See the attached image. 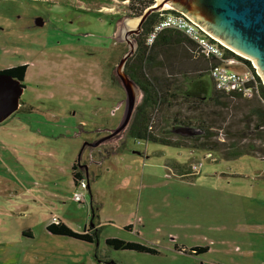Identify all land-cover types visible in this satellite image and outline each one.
I'll list each match as a JSON object with an SVG mask.
<instances>
[{
	"label": "rangeland",
	"instance_id": "1",
	"mask_svg": "<svg viewBox=\"0 0 264 264\" xmlns=\"http://www.w3.org/2000/svg\"><path fill=\"white\" fill-rule=\"evenodd\" d=\"M128 3L0 0V70L25 62L20 107L21 102L33 107L0 123V264H264L261 153L209 158L201 150L122 139L123 131L105 142L121 141L102 153L97 167L90 168L84 148L80 165L93 172L90 193L82 204L73 200L67 152L77 156L85 141L107 136L124 117L126 95L115 67L128 49L122 23L137 17ZM37 18L42 26L34 25ZM128 38L135 42L134 35ZM174 53L187 58L175 73L193 77L208 68L188 51ZM230 68L245 67L236 61ZM205 74L212 91L208 70ZM140 98L141 93L137 103ZM244 103L233 99L226 108L212 109L214 127L224 119L213 129L220 142H231L223 134L229 127L244 135ZM254 134L241 143L260 145ZM170 164L194 165L195 175L182 178ZM52 215L79 233L97 229L94 243L50 234L43 226ZM26 228L33 230L30 239L22 235ZM107 239L151 251L115 250ZM196 247L205 250L196 253Z\"/></svg>",
	"mask_w": 264,
	"mask_h": 264
},
{
	"label": "trees",
	"instance_id": "2",
	"mask_svg": "<svg viewBox=\"0 0 264 264\" xmlns=\"http://www.w3.org/2000/svg\"><path fill=\"white\" fill-rule=\"evenodd\" d=\"M128 8L131 9L130 15L139 16L142 12L152 6L155 0H128ZM139 3L136 8L133 4ZM174 13V11L166 9L161 12L151 13L141 25V31L134 36L136 49L133 55L126 61L124 66L125 74L134 82L141 93L140 101L136 104L132 116L123 130V138H131L142 140L149 143H158L169 147H182L190 150H201L205 153L216 154L224 159H234L242 156H253V153H261L262 156H253L264 158V86L260 79L255 75L258 81L259 94L252 98H243L238 94L225 93L215 88L212 89L208 97L196 95L192 91H188L187 84L192 85L196 80L209 73L211 64L209 60L204 59L197 54L194 43L180 32L172 29L161 31L154 42L147 46L145 38L152 28L157 24L162 15ZM192 51L190 52V48ZM189 52L193 59H201L208 65L198 69V75L191 77L182 71L175 73L173 68L176 64L185 66L187 58H176L174 50ZM225 57L241 62L242 66L254 72V68L250 61L241 58L230 50H225ZM231 67V65H229ZM235 68V66H233ZM26 71V65H16L4 70L0 73H8L13 78L23 81ZM189 80V81H187ZM189 83V84H190ZM201 89V88H200ZM246 101L248 104L242 105L246 107L247 114L243 116L240 123L245 120V127L242 128L244 135L240 131L229 127L223 131L225 140L231 142H220L216 136L214 128L220 129L224 119L219 117V127H214L212 109L215 107L226 108L231 100ZM168 117L163 114L170 111ZM185 108L188 115L185 114ZM163 116V117H162ZM156 117L159 119L155 121ZM170 126V127H169ZM238 126V125H237ZM167 127V128H166ZM121 131V132H123ZM253 135L262 143L255 145L252 143H241L246 135ZM119 134V133H118ZM117 134V135H118ZM112 136L108 142L115 136ZM121 139V140H122ZM121 141L108 144L107 147L100 148L98 146V154L107 152V148H116ZM97 149V148H96ZM94 149H89V154L95 156ZM80 163L72 166V178L74 185L84 177L85 173L81 170ZM170 168L174 170L180 177H193L195 172L190 167L170 164ZM91 207V206H90ZM94 208L91 207L93 212ZM92 222V220H90ZM46 230L56 236L72 238L86 243H94L97 237V229L89 226L82 232H75L63 223L57 225L49 224ZM106 244L115 250H131L138 252H150L148 248L118 239H107ZM205 248L196 247L192 251L198 253L204 251Z\"/></svg>",
	"mask_w": 264,
	"mask_h": 264
},
{
	"label": "water",
	"instance_id": "3",
	"mask_svg": "<svg viewBox=\"0 0 264 264\" xmlns=\"http://www.w3.org/2000/svg\"><path fill=\"white\" fill-rule=\"evenodd\" d=\"M166 9L185 14L234 54L252 62L264 84V0H155L141 15L129 19L136 22L134 26L125 22L122 23L124 28L121 25L125 31L123 37L128 49L115 67V75L126 95L123 120L119 127L107 136L95 142L85 141L77 155V163H80L84 148L95 149L126 128L140 95L137 86L124 72L126 61L135 51V42H131L128 37L139 34L142 23L151 13ZM34 25L42 26V19H35ZM118 34L122 32L118 31ZM23 88L20 80L8 73H0V123L17 111ZM89 161L98 165L91 154ZM84 167L87 170V166Z\"/></svg>",
	"mask_w": 264,
	"mask_h": 264
},
{
	"label": "built area",
	"instance_id": "4",
	"mask_svg": "<svg viewBox=\"0 0 264 264\" xmlns=\"http://www.w3.org/2000/svg\"><path fill=\"white\" fill-rule=\"evenodd\" d=\"M165 29L176 30L187 37L194 43L197 54L212 63L208 75L215 89L225 93L238 94L243 98H252L259 94L258 81L255 77L258 74L255 68L254 72L248 68H244L242 71L230 68L229 65L236 63V61L225 57V50L229 49L183 13L174 12L162 15L146 36L145 44L150 46L157 35ZM261 84L264 86L262 82ZM136 144H140V142L137 141ZM207 157L211 158L212 156L208 153ZM190 168L194 170L196 167L191 165ZM87 188L88 181L86 177H82L75 184L73 200L77 203H83ZM58 223V218L52 216L51 224L57 225Z\"/></svg>",
	"mask_w": 264,
	"mask_h": 264
},
{
	"label": "crops",
	"instance_id": "5",
	"mask_svg": "<svg viewBox=\"0 0 264 264\" xmlns=\"http://www.w3.org/2000/svg\"><path fill=\"white\" fill-rule=\"evenodd\" d=\"M117 41V40H116ZM25 62H22V65H25L24 64ZM17 65H21V64H17ZM14 66H16V65H14ZM11 67H13V66H11ZM7 68H10V67H8L7 66ZM7 68H4V69H7ZM26 68H27V65H26ZM4 69H1V70H4ZM0 70V71H1ZM194 85H192L191 83L189 84L188 83V85H187V87H188V91L190 92V91H192L193 93H197L196 95H200V96H203V97H208L209 95H210V93H211V90H210V81H209V79H205V78H203V77H201L200 79H198V80H196V83H193ZM24 87V86H23ZM201 88V89H200ZM25 90V87L23 88V91ZM23 93V92H22ZM22 95V94H21ZM21 97V96H20ZM24 106L26 107V109L24 108ZM23 108V109H22ZM25 110L26 112H30L31 111V109H33V107L32 106H30V105H24V103L22 104V102H21V107H20V98H19V107H18V109H17V111L16 112H19L20 110ZM15 112V113H16ZM18 119V118H17ZM5 121V120H4ZM76 135H77V133H76ZM137 145H139V144H137ZM68 154H69V156H68V161H67V166L70 168V171L72 172V166L73 165H77V156H75V154L73 155L72 153H69V152H67ZM104 154V153H103ZM103 154H102V152H100L99 154H98V157H94V160H97V159H99V158H101L102 156H103ZM208 154V153H207ZM91 164V163H90ZM86 164L84 163V164H82L81 166H82V168H80L81 170H83L84 171V173H85V175H84V177H86V179H87V181H88V188H87V191H88V193H90V177H89V174H91V175H93V172H88L89 170V168H88V166H87V170L85 169V166ZM91 166H95V167H97L96 165H93V163L90 165V168H91ZM191 167V166H190ZM71 177H72V174H71ZM72 182H73V178H72ZM73 184H74V182H73ZM80 204H82V203H80ZM52 216H56V215H52ZM57 217V216H56ZM52 218V217H51ZM58 218V220H59V222L60 223H63V224H65L67 227H69L70 228V225L67 223V222H65V220H62V219H60L59 217H57ZM49 224H51V221L50 222H48V223H44V226L43 227H45V229H46V227L49 225ZM71 229V228H70ZM74 231V230H73ZM21 232H22V235H23V237H26L27 239H30L31 237H33V230L31 229V228H26V229H22L21 230ZM76 232V231H75Z\"/></svg>",
	"mask_w": 264,
	"mask_h": 264
},
{
	"label": "bare ground",
	"instance_id": "6",
	"mask_svg": "<svg viewBox=\"0 0 264 264\" xmlns=\"http://www.w3.org/2000/svg\"><path fill=\"white\" fill-rule=\"evenodd\" d=\"M135 23H136L135 21H130V22H129V25H130V26H134ZM253 63H254V62H253ZM254 64H255V63H254ZM256 68H257V67H256ZM259 75H260V74H259Z\"/></svg>",
	"mask_w": 264,
	"mask_h": 264
},
{
	"label": "flooded vegetation",
	"instance_id": "7",
	"mask_svg": "<svg viewBox=\"0 0 264 264\" xmlns=\"http://www.w3.org/2000/svg\"><path fill=\"white\" fill-rule=\"evenodd\" d=\"M23 82V81H22ZM23 84V83H22ZM25 87V86H24Z\"/></svg>",
	"mask_w": 264,
	"mask_h": 264
}]
</instances>
